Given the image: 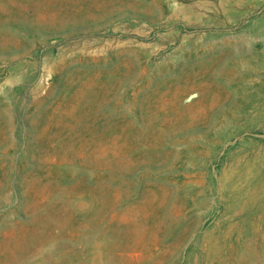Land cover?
<instances>
[{
	"label": "rangeland",
	"instance_id": "1",
	"mask_svg": "<svg viewBox=\"0 0 264 264\" xmlns=\"http://www.w3.org/2000/svg\"><path fill=\"white\" fill-rule=\"evenodd\" d=\"M0 264H264V0H0Z\"/></svg>",
	"mask_w": 264,
	"mask_h": 264
}]
</instances>
